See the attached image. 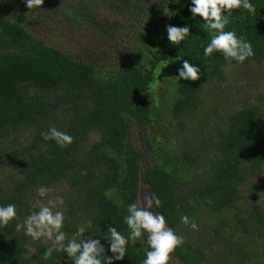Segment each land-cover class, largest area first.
<instances>
[{"label": "trees", "instance_id": "obj_1", "mask_svg": "<svg viewBox=\"0 0 264 264\" xmlns=\"http://www.w3.org/2000/svg\"><path fill=\"white\" fill-rule=\"evenodd\" d=\"M250 2L256 13L233 10L225 29L251 43L254 55L243 63L226 61L220 52L205 57L211 34L205 22L189 11L191 0H44L42 7L33 8L42 18L55 10L62 22L71 25L86 22L104 27L97 16L105 8L127 19L126 24L143 16L151 28L149 34L157 35L154 19L162 14L168 25L190 28V35L178 45L170 43L167 34L156 39L143 33L139 40L152 44L145 59H130L123 51L118 57L121 63L102 69L96 67L95 55L93 59L75 57L36 38L16 11L20 0L1 2L0 170L9 166L15 172L0 187V206L15 204L19 219L6 228L0 226V264H53L54 254L48 260L42 258L50 246L42 240L30 243L23 230L15 231V224L34 210L37 189L58 185H65L66 191L63 231L71 238L79 225L91 220L85 237L100 239L111 256L104 239L107 226L126 236L130 233L124 217L128 206L137 202L141 184L162 201L151 210L164 215L168 226L185 237L172 254L180 264L210 263L208 248L202 250L193 239L201 229H208L203 235L207 246L222 250L220 264L252 263L247 239L264 242V212L255 197L262 188L250 182L264 166L259 130L263 98L244 99L240 109L223 114L214 109L216 123L211 132L199 140L187 138L188 122L199 111L200 97L208 88L221 87L227 66L264 63V0ZM115 26L123 24L116 22L111 28ZM184 60L201 68L200 79H175L173 100L160 115L175 122L161 119L167 123L160 131L158 116L152 114L144 94L160 64L176 62L182 68ZM213 101L218 106V100ZM131 122L151 130L157 127V133L165 132L169 138L146 137L142 152L129 140ZM50 127L70 134L73 143L61 147L55 140H45L41 134ZM91 136L97 140L89 142ZM10 141L8 150L5 143ZM248 181L249 194L244 195L241 186ZM185 215L195 220L198 230L182 222ZM146 237L129 241L124 259L142 264L149 250ZM26 245L36 253H30ZM66 257L59 252L58 264ZM256 259V264H264V255Z\"/></svg>", "mask_w": 264, "mask_h": 264}, {"label": "rangeland", "instance_id": "obj_2", "mask_svg": "<svg viewBox=\"0 0 264 264\" xmlns=\"http://www.w3.org/2000/svg\"><path fill=\"white\" fill-rule=\"evenodd\" d=\"M3 0H0V4ZM19 6V7H18ZM16 11L22 16V19L27 24L26 28L36 37L44 40L48 45L54 46L62 51L70 52L75 57L93 59L95 55L96 61L98 62L99 69L106 67L108 65L113 66V63H121L118 57L124 51L130 59H145L147 48L150 47L149 43L142 42L143 39L139 40L141 34H148L149 36H154L156 39L167 34L166 26H168V21L164 18V14L157 16L154 21L158 22V30H155L156 34L148 33V23L142 16L141 20L135 19V21L126 24V20L122 18L120 14L105 8H101L98 12L97 19L104 25L101 28L92 26L86 22L83 24L71 25L61 21L60 16L54 10L52 13L47 12L46 18L39 17L35 9H29L24 2L20 0V4L17 5ZM60 20V22H59ZM119 22L123 26H115L111 28L114 23ZM108 29L107 31H102L103 28ZM109 26V27H108ZM123 27V28H121ZM132 27V29H130ZM160 30V31H159ZM152 31H154L152 29ZM110 64H108L109 62ZM181 67L176 62H164L160 64L154 71V81L151 84L149 90L144 94L145 99L152 108V114L156 117L160 124L157 126L160 131L165 130L166 121L163 122L161 119L175 121L170 117L160 116L168 111L169 102L173 100L174 92V82L178 76V70ZM226 80L221 84L219 88H208L205 94H202L201 106L199 111L194 113V117L188 122V135L187 138L190 140H199L200 135L208 134L211 132L214 124L216 123V114L214 109H217L223 114L222 111L226 112L234 111L240 109L244 99L253 102L259 97L263 98L264 102V63L256 66H227L225 68ZM218 87V86H217ZM241 91V92H240ZM213 99L218 100V106L215 105ZM264 109V105H263ZM263 123L260 124V136L262 138V143L264 146V118ZM171 126H174L172 124ZM155 130L146 129L135 122H131L130 126V137L129 140L132 145L144 152V141L146 137L154 136L158 140L162 138H169V134L165 132L157 133L158 128ZM182 139V137H181ZM97 140L96 136H91L89 142H94ZM188 140V139H187ZM23 145V139L21 140ZM16 145V144H15ZM14 145V146H15ZM5 146L10 150L12 148V142L5 143ZM147 153H145L146 155ZM15 171L11 167L5 166L0 170V187L4 186L5 183L9 182L10 177L13 176ZM254 185L260 186L262 190L255 194L258 204L261 210L264 212V166L263 170L257 177L250 180ZM249 181L241 186V190L244 195L249 194ZM52 190L50 196L59 195L64 199L66 196L65 185H58L49 188ZM38 190V189H37ZM37 190L33 197V204L39 199H41ZM149 194L147 187L141 184L138 192V199H142L144 194ZM66 205L64 203L63 210L66 214ZM208 218L205 217V220ZM194 235L193 239L197 246L202 250L208 248L209 264L211 263H222L221 255L222 250L220 248H209L207 246V238H205L204 233L208 232L203 230ZM29 237V236H28ZM30 243H32L31 237H29ZM247 241L250 244V256L251 264L257 263V256L264 255L261 253L264 242L255 239L248 238ZM44 244L51 246V242L42 240ZM63 264H72V261L66 257L63 260ZM170 264H180L172 256ZM224 264H230L224 263Z\"/></svg>", "mask_w": 264, "mask_h": 264}, {"label": "clouds", "instance_id": "obj_3", "mask_svg": "<svg viewBox=\"0 0 264 264\" xmlns=\"http://www.w3.org/2000/svg\"><path fill=\"white\" fill-rule=\"evenodd\" d=\"M27 7H42L44 0H24ZM189 11L193 17H200L204 27L210 32V42L204 47L205 57L214 52L223 54L226 61L243 63L254 55L253 47L244 37H238L235 31H226L230 23L233 10L243 8L250 14L256 13L255 6L250 0H191ZM167 38L174 45L180 44L190 35V28L166 26ZM201 68L191 64L188 60L183 61L182 68L178 70V80L197 81L200 79ZM45 140H55L61 147L73 143V137L50 127L47 132L41 134ZM51 189L41 187L37 190L41 198L33 205L34 210L22 222L15 224V231L23 230L33 241L45 240L51 242L43 253V259L48 260L55 252L66 253L72 264H114L121 261L127 255L129 241L135 243L147 234L146 242L148 249L146 258L142 264H170L172 254L185 242L183 234H177L168 226L164 215L155 213L153 206L160 207L162 201L155 194H144L142 199L128 206V215L124 217L130 233L126 236L116 227L107 226V236L104 237L110 245L107 255L100 239L91 236L85 237V233L92 228V221L87 220L78 226L77 232L71 238L63 231L65 214L63 210L64 199L62 196H50ZM15 204L0 206V226L7 227L12 221L18 220ZM185 225H190L193 230H198V224L188 216L181 217ZM77 237H81L79 240ZM30 253L35 254L36 249L29 245L25 246Z\"/></svg>", "mask_w": 264, "mask_h": 264}, {"label": "water", "instance_id": "obj_4", "mask_svg": "<svg viewBox=\"0 0 264 264\" xmlns=\"http://www.w3.org/2000/svg\"><path fill=\"white\" fill-rule=\"evenodd\" d=\"M59 252H55L54 253V262H53V264H58V258H57V254H58ZM131 264V262L128 260V259H123V260H121V261H118V262H116L115 264Z\"/></svg>", "mask_w": 264, "mask_h": 264}]
</instances>
